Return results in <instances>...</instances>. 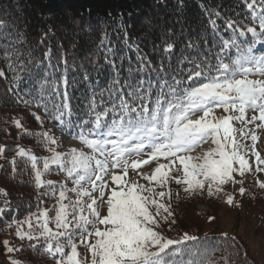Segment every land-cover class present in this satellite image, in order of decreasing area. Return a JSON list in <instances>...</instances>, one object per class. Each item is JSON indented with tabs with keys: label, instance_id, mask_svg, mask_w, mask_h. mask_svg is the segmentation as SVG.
<instances>
[{
	"label": "snow or ice",
	"instance_id": "obj_1",
	"mask_svg": "<svg viewBox=\"0 0 264 264\" xmlns=\"http://www.w3.org/2000/svg\"><path fill=\"white\" fill-rule=\"evenodd\" d=\"M245 3L259 31L247 24L241 27L243 22L225 20L233 35L221 37L215 63L212 49H207L206 56L192 41L186 47L197 55L189 56L182 49L173 62L174 45L166 42L156 64L136 46L137 63L133 65L129 58L125 75L120 68L126 56H119L117 64L113 59L116 50L103 47L109 39L105 32L91 63L98 74L102 66L96 60L103 51L111 75L106 87H99V80L93 85L91 74L80 63L89 95L77 119H73L78 114L70 89L78 79L69 80V68L75 70V63L69 65L62 52L54 65L48 47L44 60L34 65L39 68L46 62L47 70L36 79L20 61L21 53L14 46L11 50L4 47L7 67L14 73L6 103L22 105L41 130L31 132L15 117L11 124L20 130L18 138L20 134L35 136L38 146L50 153L38 157L17 145L16 155L30 163L37 196L55 199L52 208L41 207L44 200L39 199L36 212L4 225L5 230L15 226V236L21 241L19 245L3 241L5 254H11L6 256L7 264H23L16 254L25 249L51 258L54 264H216L210 247H222L227 254L220 264H246V253L240 255L236 238L226 232L220 234L226 239L217 237L213 243L207 234L198 238L184 232L173 239L163 230L167 226L171 231L178 223L174 200L179 206L182 200L206 197L238 208L244 197L255 198L251 187L264 191V180L257 175L264 173V155L257 150L258 142L264 143V54L253 51L264 41V0ZM208 15L212 33L218 34L220 13L211 10ZM248 33L251 41L238 42L237 37ZM124 35L127 44L126 31ZM46 36H41V43ZM233 48L237 54L225 59ZM27 55L31 64L32 53ZM17 62L20 71L35 81L33 86L21 89L23 77L16 71ZM0 77H5L3 70ZM216 109L223 111L217 114ZM46 121L56 122L53 127L82 147L58 151L63 141L46 127ZM4 153L0 146V158ZM9 163L15 179V157ZM52 172L63 174L64 180L43 178ZM250 177L253 184L246 187ZM0 194L7 196L8 192L0 188ZM207 218L215 220L212 215ZM81 245L83 256L78 251Z\"/></svg>",
	"mask_w": 264,
	"mask_h": 264
},
{
	"label": "trees",
	"instance_id": "obj_2",
	"mask_svg": "<svg viewBox=\"0 0 264 264\" xmlns=\"http://www.w3.org/2000/svg\"><path fill=\"white\" fill-rule=\"evenodd\" d=\"M211 10L220 13L219 19L212 17L216 19L218 25V34L215 35L209 25L208 12ZM227 19L243 22L241 27L244 24L254 26L259 31L258 21L254 23L251 19V11L247 8L245 0H0V70L5 73V77H0V146L5 148V159L0 164L4 166L0 167V188L8 192L7 196L0 194V208L4 209V214L0 215V264H7L6 256L11 255L5 254L3 241L9 240L13 245L21 243L15 236V226L5 230L4 225L13 218L23 220L29 212L37 210L39 199L42 198L44 202L49 199L37 196L30 163L26 164V158L16 155L19 145L38 157L49 156L46 150L38 146L35 136L20 134L18 138L20 130L11 124L12 118L15 117L21 119L29 131L41 130L40 125L22 105H14L10 101L6 103L10 95L7 94L9 81L14 73L7 67L4 47L9 46L11 50L14 46L21 53L20 61L27 65L36 79L47 70L46 62L39 68L34 65L44 60V52L48 47L52 49L54 65L60 61L62 52L69 65L75 63V70L69 68V80L71 81L73 77L78 79V83L70 89L71 103L78 114L73 119H77L89 95L87 82L83 80V72L79 68L80 63L83 62L84 68L91 74L89 80L93 85L99 80V87H106L111 75L110 67L104 63L103 51H100L96 60L102 66L98 74L94 72L91 63L96 59L97 45L105 32L109 39L103 47L104 49L113 47L116 50L113 59L117 64L120 63L119 56H126L123 67L120 68L121 73L126 75L129 58L133 65L137 63L136 46H139L142 55H146L153 64H156L164 55L163 48L166 42L174 45L173 62L180 56L182 49L189 56L197 55L196 50H189L186 47L188 42L192 41L199 44V51L206 56L209 55L207 49H212V62L215 63V53L219 52L221 37L230 39L233 35L225 24ZM77 21L79 23H76ZM49 26L52 32H49ZM125 31L128 34L127 44ZM45 33L47 36L41 43L40 38ZM237 39L240 42L251 41L253 38L248 33L245 37ZM214 44L217 47H213ZM29 52L32 53L31 64L28 62ZM236 54L234 48L229 49L225 59ZM12 59L16 61L15 56ZM59 67L62 69L63 64L60 63ZM16 71L23 77L21 89L34 85L35 81L29 79L28 73L20 71L18 62ZM59 74L56 73L57 77ZM55 123L45 122L47 128ZM13 157L17 161L15 179L12 178V166L9 163ZM38 167H42V163H39ZM52 173L43 178L56 181L52 179ZM259 193L262 197H256L254 200H257L256 203L259 202L258 210L264 214V191L260 190ZM23 227L25 228V225ZM205 234L215 243L221 233H198L196 236L203 238ZM228 236L235 237L230 234ZM235 238L240 246V255L246 253V264H257L249 256L244 243ZM209 250L211 259L216 261V264H220L221 257L227 255L222 247H216L214 250L210 247ZM16 258L23 264L54 263L51 258L41 257L27 249L17 253Z\"/></svg>",
	"mask_w": 264,
	"mask_h": 264
},
{
	"label": "rangeland",
	"instance_id": "obj_3",
	"mask_svg": "<svg viewBox=\"0 0 264 264\" xmlns=\"http://www.w3.org/2000/svg\"><path fill=\"white\" fill-rule=\"evenodd\" d=\"M253 51L254 54H264V41L256 44ZM222 111V109H216L217 114L222 113ZM49 128L52 134L63 141L62 146L57 149L58 151H67L72 146L82 147L78 141H74L70 137H67L66 134H62L58 127H53V125H51ZM262 139H264V137H262ZM248 143L250 144L251 141H248ZM208 147L209 145H205V148ZM211 147H214V145H211ZM85 150L88 151V149ZM257 150L261 151L262 155H264V143L258 142ZM47 155H50V153L47 152ZM4 159L5 156L3 155V157L0 158V164ZM252 160L254 161V157ZM144 167L145 170H147V166ZM257 175L259 179L264 180V173ZM52 179L60 182L64 180V176L63 174L57 175L54 172L52 173ZM141 183H144V181H141ZM252 184L253 181L250 177L245 186L249 187V185ZM69 187H71V184H69ZM172 189L175 192L176 186L172 185ZM228 191H231V189L229 188ZM251 191L255 194V198L262 197L258 187H251ZM243 199V206L238 208H233L222 201L210 200L206 197H195L191 201L182 200L179 206H176L174 200L173 204L178 223L173 226L171 231L167 229V226H164L163 230L165 235L175 239L184 232L190 235L207 232H226L227 234L239 238L241 242L244 243L248 249L249 256H251L257 264H264V214L262 211L258 210L260 204L259 202L256 203L257 200L247 196ZM54 204L55 199H47L41 207L52 208ZM209 215L214 216L215 220L209 221L207 218ZM24 229L27 230V225H25ZM78 251L81 252L82 256L85 255V250L82 245L78 248ZM87 255L90 259V253Z\"/></svg>",
	"mask_w": 264,
	"mask_h": 264
}]
</instances>
